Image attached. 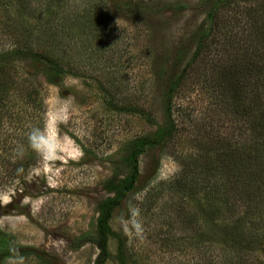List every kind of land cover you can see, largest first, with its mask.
I'll return each mask as SVG.
<instances>
[{"label":"rangeland","instance_id":"1","mask_svg":"<svg viewBox=\"0 0 264 264\" xmlns=\"http://www.w3.org/2000/svg\"><path fill=\"white\" fill-rule=\"evenodd\" d=\"M51 1L0 0V53L26 38V47L38 43L43 50L59 40L53 53L76 73L56 86L31 62L12 64L41 92L42 129L60 144L55 159L36 153L25 168L31 123L11 90L0 112V229L53 264H94L98 249L77 247V239L94 231L96 201L108 195L105 181L121 168L128 141L171 122L164 150L139 157L134 190L114 212L111 228L131 264H232L234 255L227 262L215 240L208 245L205 237L215 235L203 226L195 193L204 195L207 175L234 169L229 150L249 148L252 99L264 106V90L255 89L261 84L255 71L264 65V0H230L217 8L215 0H68L64 10ZM47 5L65 20L79 10L87 19L83 25L56 19L60 29L40 38ZM207 30L206 49L175 90L166 118L165 82L177 79L196 33ZM20 146L24 155L15 157ZM137 209L139 235L131 225ZM116 246L109 241L105 264H118ZM2 264L44 263L30 255Z\"/></svg>","mask_w":264,"mask_h":264},{"label":"trees","instance_id":"2","mask_svg":"<svg viewBox=\"0 0 264 264\" xmlns=\"http://www.w3.org/2000/svg\"><path fill=\"white\" fill-rule=\"evenodd\" d=\"M67 1L55 0L51 3H56L54 4L56 10L61 8L64 10ZM229 2L230 0H215L214 7L217 8L219 5L222 7L228 5ZM82 11L79 10L69 14L68 19L65 20L59 14L53 12L50 5H47L45 12L42 13L47 15L48 19L38 21L41 35L39 37L46 38L48 35H54L60 29L59 25L54 23L56 19L60 23L70 21V24L73 23L71 25L76 22L83 25L81 21L87 19V17L82 15ZM63 12L65 13V11ZM88 13L91 15V11ZM52 14L54 15L52 16ZM214 15L215 11H211L208 19H211ZM70 24L68 28L71 26ZM209 32L207 30L202 33L198 31V35L196 33L195 50L192 56L184 63V67L181 70L179 69L176 80L167 78L163 93L166 118L170 116V103L172 97H174V92L185 75L194 67L201 49L204 50ZM58 41H55L57 44L53 43L54 47L43 50L38 43L29 46L27 44L26 47V38L23 39L22 44L15 42L11 49L0 53V112L3 109V104L9 102L8 98L12 94L11 90L16 91L26 105L27 118L31 123L28 127L29 131L34 127H43V114L45 113L43 99L41 98V92L37 90L33 81L19 75L12 64L24 61L31 62L32 65L38 68L49 84L58 86L66 76L76 75L66 65L67 63H63L61 58L56 57L58 55L53 53L56 50L60 51ZM177 59L180 60L179 57ZM255 67L256 65H254V69ZM255 72L257 80L255 83L259 82L258 80L261 82L259 87L255 89L262 91L264 90V83H262L264 65L256 69ZM243 90L244 87H241L240 103L246 102V95H244ZM254 98L255 100L252 99V103L255 107L252 112L255 113V117L253 134L247 141L250 143L249 148H236L232 149V152L229 150L230 159L233 156L234 169H224L222 172L216 171L211 175H207L205 177L207 189L204 195L201 196L195 193V195L200 196H197L196 202L198 211L202 214L203 226H206L209 232L211 231L215 235L205 237L209 242L208 245L211 247V242L215 240L218 249L223 252L227 262L228 257L234 255L233 260L236 261L234 260L232 264H264L262 258L264 256V106L260 105L257 96ZM173 132L172 123L170 122L167 127H159L158 130L146 137L132 139L126 143L125 154L120 160L121 168L115 169L113 175L105 181V190L108 195L96 201L97 218L94 231L82 234L77 239V247L90 243L98 249L94 264H105L110 259L111 255L108 251L110 240H115L117 243L115 259L118 264H131L126 257L124 241L113 231L110 222L116 209L134 190L138 176L139 157L154 148L164 150L170 142ZM227 145L229 148V144ZM28 157L29 162L25 168L32 166L35 162L36 152L31 148ZM30 255L37 257L44 264H53L44 253L37 252L33 247L17 244L11 234L0 229V264L10 258Z\"/></svg>","mask_w":264,"mask_h":264},{"label":"clouds","instance_id":"3","mask_svg":"<svg viewBox=\"0 0 264 264\" xmlns=\"http://www.w3.org/2000/svg\"><path fill=\"white\" fill-rule=\"evenodd\" d=\"M29 147L39 154L43 159H55L59 153V144L60 141L51 135L45 129L34 127L27 133ZM15 157H23L24 150L23 146H20L14 149ZM14 157V158H15ZM19 171H22L20 169ZM133 218L131 219L132 229L135 231L137 235L143 232V225L139 219L135 217L139 216V210H134L132 214ZM123 219V218H122ZM127 223V221H125Z\"/></svg>","mask_w":264,"mask_h":264}]
</instances>
